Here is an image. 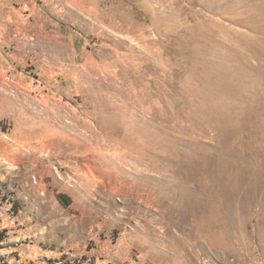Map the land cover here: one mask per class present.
<instances>
[{"label": "rangeland", "instance_id": "374dc122", "mask_svg": "<svg viewBox=\"0 0 264 264\" xmlns=\"http://www.w3.org/2000/svg\"><path fill=\"white\" fill-rule=\"evenodd\" d=\"M0 264H264V0H0Z\"/></svg>", "mask_w": 264, "mask_h": 264}, {"label": "crops", "instance_id": "0c3cea01", "mask_svg": "<svg viewBox=\"0 0 264 264\" xmlns=\"http://www.w3.org/2000/svg\"><path fill=\"white\" fill-rule=\"evenodd\" d=\"M8 20H9V24L7 25V27H10V30H12L14 28L15 32H14V37H17V35L19 34V32L22 31L21 29V25H19L18 27V24L16 25V17H15V13H10V17H8Z\"/></svg>", "mask_w": 264, "mask_h": 264}, {"label": "trees", "instance_id": "16d2710c", "mask_svg": "<svg viewBox=\"0 0 264 264\" xmlns=\"http://www.w3.org/2000/svg\"><path fill=\"white\" fill-rule=\"evenodd\" d=\"M59 201H60L63 205L69 206V203H68L67 200H66V196H64V195H60V196H59Z\"/></svg>", "mask_w": 264, "mask_h": 264}]
</instances>
